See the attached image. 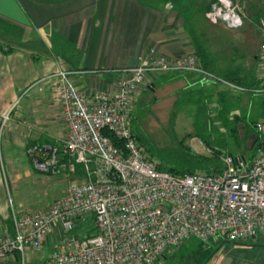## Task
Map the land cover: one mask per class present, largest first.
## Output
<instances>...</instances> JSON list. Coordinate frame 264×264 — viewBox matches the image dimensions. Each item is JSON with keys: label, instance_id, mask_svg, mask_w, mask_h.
<instances>
[{"label": "built area", "instance_id": "2783aa9c", "mask_svg": "<svg viewBox=\"0 0 264 264\" xmlns=\"http://www.w3.org/2000/svg\"><path fill=\"white\" fill-rule=\"evenodd\" d=\"M206 15L229 29L248 19L242 0H213ZM256 23L258 59L264 64V15ZM121 72L107 91L80 90L64 68L53 73L68 129L60 144H33L28 152L38 155L33 162L40 172L72 174L79 166L83 180L71 182L45 208L12 211L13 234L0 233V261H16L15 253L23 256L26 247L39 250L52 230L68 236L60 238L42 264H155L189 239L239 241L264 233V117L254 126L262 140L256 153L224 154L218 172L175 175L159 170L132 131L137 93L162 73L189 72L252 89L205 70L192 49L166 55L148 47L136 65ZM185 144L195 154H212L200 137H189ZM90 217L95 232L74 234L76 223Z\"/></svg>", "mask_w": 264, "mask_h": 264}, {"label": "crops", "instance_id": "0c3cea01", "mask_svg": "<svg viewBox=\"0 0 264 264\" xmlns=\"http://www.w3.org/2000/svg\"><path fill=\"white\" fill-rule=\"evenodd\" d=\"M0 21L18 29V34L0 35V126L6 120L1 134L13 149H25L29 138L33 144H54L64 131L66 135L68 128L54 92L53 73L58 68L71 71L69 76L80 90L107 91L122 69L136 65L148 47L166 55L192 49L181 16L153 0L145 5L137 0H0ZM56 32L75 45V53L62 56L52 48ZM258 54L254 59L260 65L252 90L213 79L198 81L223 93L230 116H238L239 130L244 129L240 114L256 122L264 117V64ZM177 74L162 73L157 78ZM145 88L150 87L141 89ZM248 93L253 94V102L244 98ZM249 138L246 149L261 147L256 131ZM7 194L0 177V233L13 234Z\"/></svg>", "mask_w": 264, "mask_h": 264}, {"label": "rangeland", "instance_id": "374dc122", "mask_svg": "<svg viewBox=\"0 0 264 264\" xmlns=\"http://www.w3.org/2000/svg\"><path fill=\"white\" fill-rule=\"evenodd\" d=\"M153 1H159L166 8L174 10L169 0ZM208 1L210 0H180L189 8L188 16L194 24V31L210 53L212 65L222 73L231 70L240 76L252 71L256 81L255 73L260 64L254 56L259 51L261 33L252 15L262 16L264 0H242L248 19L237 29H229L220 22H212L206 11H198L201 3ZM2 32L15 35L18 34V29L0 23V33ZM152 88L141 89L133 103L135 127L143 147L154 151L174 149L182 138L210 134L217 146L225 143L222 145L221 155L231 153L249 157L257 151L245 148L249 144L250 134L255 131V116L253 121H249L250 118L240 114L244 129L239 130L238 127L239 143H235L229 136L227 127L225 129L222 124L225 119L232 120L233 116H230L227 101L222 99L223 93L215 87L202 85L192 77L177 74L172 77L159 76L154 80ZM54 92L56 94L55 86ZM252 95L248 93L244 98L253 102ZM239 98L241 100L242 97ZM262 104L264 105V100ZM237 105L241 106L240 102ZM5 121L0 126V177L8 191L7 204L10 215L12 211L21 213L28 209L44 208L56 197L61 196L71 182L83 180L82 174L76 169L72 174L66 172L61 175L37 170L33 158L38 155L34 156L28 152V147L33 145V139H27L25 149H13L12 144L6 142L4 134H1V130L7 128ZM63 133L59 139L53 141L54 144L63 140L65 131ZM93 227L94 222L88 221L83 225L82 231ZM83 234L78 233L79 236ZM66 236L67 233L61 236L52 230L39 250L25 248L20 263L23 261V264H42L60 238L64 239ZM257 241L264 244V236H260ZM156 264H264V247L226 243L218 246L214 243L192 241L170 248Z\"/></svg>", "mask_w": 264, "mask_h": 264}, {"label": "trees", "instance_id": "16d2710c", "mask_svg": "<svg viewBox=\"0 0 264 264\" xmlns=\"http://www.w3.org/2000/svg\"><path fill=\"white\" fill-rule=\"evenodd\" d=\"M45 1H55V0H45ZM137 1L143 5L148 4L150 2V0H137ZM168 2L170 3L171 7L174 8V11L178 12L181 18L183 19V26L191 40L192 50L199 57L201 64L205 68V70L212 73L216 77L221 78L222 80L231 82L245 89H252L256 83L253 72L251 71L249 74H246L245 76L244 75L240 76L236 72L231 71V70L226 73H222L218 71L212 65V59L210 58V53L207 51V48L205 47L204 42L198 35H196V32L194 31V24L192 20L190 19V17L188 16L190 15L188 6L181 3L180 0H169ZM212 2L213 0H210L208 2H202L200 7L198 8V11H202V12L207 11L210 8ZM262 15H264V12L262 13ZM252 16H253L254 21H257L259 16L261 15L259 14L258 16H255V15H252ZM0 23L2 22L0 21ZM2 24L7 25L5 23H2ZM51 46L58 54L62 56L70 52L72 53L76 52L75 45L70 43L64 35L59 34L57 32L54 33L51 37ZM178 74H181V72H178ZM184 76H188V77L196 76L197 81L203 80V77L201 75H197L194 73L186 72ZM150 86L152 87L153 83H151ZM133 117L134 119H133L132 131H133L135 138L138 140V142L142 144L141 143L142 139L136 131V127H135L136 117L134 113H133ZM236 118H238V116L234 117L232 120L225 119L222 124L225 125V129L227 127L229 136H231L233 141L238 144L239 143L238 122L240 121H238ZM108 135L110 136V138L115 144H119V141L112 134H108ZM194 136L200 137L207 145L211 146L212 154L199 155V154H195L191 152L190 149L185 144L186 139H183V138L179 141L178 146L174 149L173 148L172 149L170 148L169 149H159L156 151L150 148H147V147H144V149L151 159H155L158 162L157 167L159 170L167 171L175 175H183L185 173L195 172V171H208V172L217 171L218 172L222 170L223 164L220 160V157L222 156L221 155L222 145L224 146L225 143L217 146L212 141L210 134L207 136H204V135H194ZM256 136L259 137L257 134ZM190 137H193V136H190ZM75 168L77 172L81 173V168L79 166H76ZM88 221H93V218L90 217V218H87L85 221L77 222L76 227L73 230V233L78 234L80 232H83L89 236L92 235L95 232L94 227L92 229L82 231L83 225L87 223ZM260 236H264V233H259L254 238H249V239L239 240V241H227L223 238H213V239L203 242V241L196 240V239H189L187 241H184L180 245L184 243L187 244L192 241H196V242L203 243V244L214 243V244H217L218 246L226 243V244H234V245L240 244V245H255V246L264 247L263 243L257 241ZM165 254L166 252L163 253L160 257H164ZM14 256H15L16 261H20L21 259L20 253L17 252L15 253ZM160 257L158 259H160ZM158 259L156 263L158 262Z\"/></svg>", "mask_w": 264, "mask_h": 264}, {"label": "water", "instance_id": "95a60500", "mask_svg": "<svg viewBox=\"0 0 264 264\" xmlns=\"http://www.w3.org/2000/svg\"><path fill=\"white\" fill-rule=\"evenodd\" d=\"M151 89H153V88L151 87ZM252 238H254V237H252ZM0 264H20V263L17 261L5 260V261H0Z\"/></svg>", "mask_w": 264, "mask_h": 264}]
</instances>
